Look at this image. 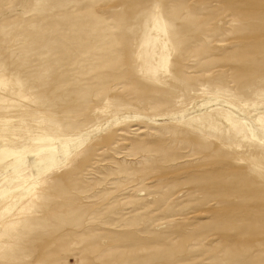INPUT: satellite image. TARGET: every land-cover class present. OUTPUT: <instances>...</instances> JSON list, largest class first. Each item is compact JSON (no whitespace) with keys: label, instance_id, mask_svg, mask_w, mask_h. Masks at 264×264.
Returning <instances> with one entry per match:
<instances>
[{"label":"rangeland","instance_id":"374dc122","mask_svg":"<svg viewBox=\"0 0 264 264\" xmlns=\"http://www.w3.org/2000/svg\"><path fill=\"white\" fill-rule=\"evenodd\" d=\"M256 114L264 0H0V264H264Z\"/></svg>","mask_w":264,"mask_h":264},{"label":"bare ground","instance_id":"6f19581e","mask_svg":"<svg viewBox=\"0 0 264 264\" xmlns=\"http://www.w3.org/2000/svg\"><path fill=\"white\" fill-rule=\"evenodd\" d=\"M219 114H221L223 116L225 122L229 125V130L228 131H230L232 128H234L235 123L237 122V120L228 111L219 110ZM255 116H256V118L254 119L255 123L257 122V123L261 124L262 127H264V114H256ZM193 120H194V118L191 119V121H193ZM5 122L6 123H0V133H2V134H7L8 132H12L13 130L11 128H7V127L11 126V125H14V124H17L19 122V119H17V118H15V119L6 118ZM262 127H260V128H262ZM240 132H241V130H240ZM250 164H253V163H250ZM254 165H256V164H254ZM3 204L4 203H2L0 205V209L3 206Z\"/></svg>","mask_w":264,"mask_h":264}]
</instances>
